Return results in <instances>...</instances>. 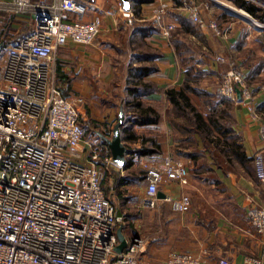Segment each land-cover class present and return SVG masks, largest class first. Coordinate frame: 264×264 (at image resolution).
Instances as JSON below:
<instances>
[{
	"label": "built area",
	"instance_id": "obj_1",
	"mask_svg": "<svg viewBox=\"0 0 264 264\" xmlns=\"http://www.w3.org/2000/svg\"><path fill=\"white\" fill-rule=\"evenodd\" d=\"M154 1L153 18L160 33L169 36L175 27L169 21L173 0ZM116 5L132 22L133 11L122 0ZM222 5L229 13L227 8L248 14ZM191 6L189 18L206 26L198 7ZM86 11V0H0V32L8 13L32 17V28L0 49V264H203L199 256L178 250L152 263L143 257L146 244L138 235L126 237L123 251L115 250L123 216L102 180L105 169L119 165L110 149L85 135V98L66 95L68 88L56 76L59 48L70 41L92 44L102 29V16L85 19ZM208 25L223 34L214 19ZM215 58L230 66L218 92L236 99L240 87L249 101L252 93L244 69L223 54ZM261 136L264 142V126ZM254 161L257 177L264 182V150L255 154ZM140 164L145 169L144 204L154 207L162 201L177 212L191 206L187 193L158 196L169 182L189 183L183 160L153 156ZM245 200L250 204L248 219L264 238V206L255 204L250 195ZM247 262L264 264V248L260 255L248 256Z\"/></svg>",
	"mask_w": 264,
	"mask_h": 264
},
{
	"label": "crops",
	"instance_id": "obj_2",
	"mask_svg": "<svg viewBox=\"0 0 264 264\" xmlns=\"http://www.w3.org/2000/svg\"><path fill=\"white\" fill-rule=\"evenodd\" d=\"M118 1L86 0L85 19L95 15L102 16L99 35L92 44L70 41L60 47L57 53L58 64L61 65L58 70L63 77V85L72 94L80 93L86 97V112L88 111L89 116L98 124V129H92V136L98 138V141L102 139L99 129L109 131L110 125L118 120L121 103L119 95L113 92V62L117 54L113 44L119 40L120 27L133 23L127 22V17L117 10ZM211 1L209 10L212 12L216 9L214 18L217 17L225 33L218 35L208 26L199 25L202 31H199L198 36L201 34L203 40L196 35L192 36L197 56L194 69L198 68L200 75L198 83L195 84L197 92L191 93V99L206 114L212 97L203 98L201 93L219 95L217 85L225 72L223 65L216 60V55L225 53L235 57L231 58L243 66L252 93V98L247 101L241 92V98L236 97L237 100L229 107L232 128L242 146L244 157L225 155L214 148V145L207 146L200 132L184 128V118L171 111V104L164 94V89L168 86L181 87L186 78V67L180 63L169 36L157 31L147 37L151 44L162 51V55L156 60L158 70L148 75L161 90L150 93L148 98L160 107L163 116L156 123L135 125L134 129L139 134L155 136L160 150L145 155L134 153L133 168L138 166L141 159L153 156L181 159L189 168V183L183 185L172 181L162 186V192L173 197L187 193L191 197V206L184 212H151L146 217L150 219L152 234L148 237L149 245L143 257L150 262H160L169 252L178 250L199 256L203 264H223L221 259L230 264H250L247 257L260 255L264 248L263 236L255 231L248 219L247 208L250 204L245 200L246 196L250 195L255 204L264 206V182L258 179L253 161L255 154L264 150L261 136V128L264 126V35L247 31L238 23L240 21L230 19L231 15L218 12L222 7L218 6L221 2ZM194 2L202 3L200 0H173L169 18L175 26L179 25L180 15L190 19L182 4ZM155 6L154 0L143 2L140 16L143 19H151ZM201 8L204 18L208 20L205 10L209 7ZM222 8L225 12L226 8ZM107 9L113 10L114 13L107 14ZM5 19V24H10L9 33L14 37L12 40L32 27V17L28 15L8 13ZM258 61L259 69L251 72L249 66ZM116 71L120 73L119 70ZM128 142L134 147L141 145L140 139ZM115 169L120 170L122 175H128L121 166H116ZM145 183V178L140 183L128 181L124 185L121 184L122 194H117L128 197L134 194L135 187L141 185L144 188L143 192L139 193V198H126L127 205H139L140 198L144 196ZM134 215L135 220L140 221L141 214ZM157 225L161 226L160 232L155 229ZM122 226L126 237L135 235L124 223Z\"/></svg>",
	"mask_w": 264,
	"mask_h": 264
},
{
	"label": "trees",
	"instance_id": "obj_3",
	"mask_svg": "<svg viewBox=\"0 0 264 264\" xmlns=\"http://www.w3.org/2000/svg\"><path fill=\"white\" fill-rule=\"evenodd\" d=\"M149 1L151 0H131V10L137 19L131 25L120 27L119 40L113 44L117 50L113 62L115 67L113 91L119 95L120 103L125 111L124 122L121 126V137L123 141H126L125 144L129 150L126 164L123 166L128 175H122L121 171L114 167L104 171L102 184L108 195L109 193L107 192L110 190L112 192V189L122 194L121 184L124 185L128 181L140 183L144 179L140 174V170L133 168L132 155L134 153L145 155L160 150L155 136L139 134L134 129L135 125L156 123L163 116L160 107L148 98L150 93L161 90L153 80L148 78V75L158 70L156 60L162 55L161 49L147 40V37L159 31V26L155 20L143 19L140 16L142 3ZM232 1L246 9L258 20L264 21V9L260 6L249 0ZM178 21L179 25L173 28L169 39L180 63L186 67L187 72L181 87L168 86L164 89V94L171 104L170 109L178 117L182 116L184 118V128L200 132L207 146L214 145V148L225 155L229 154L243 158L242 146L238 142L237 134L232 128L229 111V107L237 99H232L220 93H218L219 95H210L207 92H203L201 93L203 98L207 97L210 99L212 97L210 99L211 106L206 111V114L191 99V93L197 92L195 84L198 83L200 75L198 68L194 69V65L197 62V56L195 55L196 44L191 38L196 35L197 28L186 16L180 15ZM31 28H27V31ZM9 29L10 24L7 23L0 32V39L4 40V47L14 38L10 35ZM249 67L251 72H255V70L259 69L260 62L253 63ZM116 70H119L120 73H117ZM205 103L209 104L208 101ZM87 115L86 124L84 122L85 119L82 118L86 136L89 135L87 132L89 130L88 126L91 127V132L93 128L98 129L96 120L89 116L88 111ZM114 123L110 125L109 131L99 129L100 132L111 136ZM139 139L141 141L139 147H134L128 142H135ZM97 144L102 148L109 149L103 139H100Z\"/></svg>",
	"mask_w": 264,
	"mask_h": 264
},
{
	"label": "rangeland",
	"instance_id": "obj_4",
	"mask_svg": "<svg viewBox=\"0 0 264 264\" xmlns=\"http://www.w3.org/2000/svg\"><path fill=\"white\" fill-rule=\"evenodd\" d=\"M202 3L201 4H199V3H196V2H194V3H185V4H182V7L184 8V11L185 12H187L188 13V9L189 8H191L192 6L191 5H195V6H197L198 7V9H199V11H200V15L203 17V19L206 21V23H207V25L206 26H208L209 27V22H211V20H215L217 23H218V25L222 28V26L220 25V23H219V21L217 20V17H215L214 18V15H215V11H216V9H214V11H210L209 9H211V5H210V3L212 2L211 0H200ZM223 2V3H219V5L218 6H220V5H222V4H228L229 6H231V7H234V8H236V9H243L244 11H246V12H248L246 9H244L243 7H241V6H239V5H236L232 0H215L214 2ZM249 1H251V2H253V3H255L256 5H258V6H260L261 8H263L264 9V0H249ZM223 6H225V5H222V7ZM201 7H209V8H206L207 10H205L206 11V14H205V16H207V17H209V19L208 20H206L205 18H204V16H203V14H202V12H201ZM222 7H220L219 9H218V12H221L222 14H227L228 16L229 15H231V16H229L230 17V19H232V20H236V21H240V22H238V23H240L241 25H243L244 26V28L245 29H247V31H251L252 33H255V34H263L264 35V21H260V20H258L255 16H253L250 12H248V14H243V13H238V12H235V14H233V13H229V12H227L226 10H225V12H224V10H223V8ZM209 15V16H208ZM249 15V16H248ZM213 16V17H212ZM135 19H137L136 18V16L134 15V13H133V20H132V22H134L135 21ZM151 19H153V20H155L154 18H153V12H152V14H151ZM169 21H171V22H173V20H171L170 18H169ZM132 22H130V23H132ZM193 22V21H192ZM174 23V22H173ZM194 23V25L196 26V28H197V32H196V36H198V34H199V31L201 30L202 31V28L197 24V23H195V22H193ZM212 31H213V29L211 28V27H209ZM222 32H223V34L225 33V31H223V28H222ZM201 33V32H200ZM171 34H172V32H171ZM171 34L169 35V37L171 36ZM222 34V35H223ZM202 35H204V34H202ZM203 36H201V34L198 36V38H200V39H202L203 40V38H202ZM192 39H193V41H194V38L193 37H191ZM5 50V49H4ZM3 50V51H4ZM2 54H3V52H0V66H1V63H2ZM212 54L215 56V52L213 51L212 52ZM222 54H224V56L225 57H228V59L230 60V59H232L231 57H234V56H228V54H225V53H222ZM217 55H219V54H217ZM216 55V56H217ZM235 58V57H234ZM232 60H234L235 62H236V60L235 59H232ZM220 63V62H219ZM237 63V62H236ZM222 65H223V71H226L227 70V68H229L230 66L229 65H227V66H224V64H226V63H221ZM238 65V67H243V66H241L240 64H237ZM58 66H61L60 64H58V58H57V60H56V76H57V80L61 83V84H64V81L62 80V76L59 74L60 72H59V70H58ZM114 78V77H113ZM113 82V81H112ZM113 85H114V83H113ZM64 86V85H63ZM218 86L219 85H217V88H218ZM65 87V86H64ZM114 92V91H113ZM71 93V92H70ZM77 94H79V95H82V94H80V93H77ZM83 96V95H82ZM84 98H85V105H84V108H83V119H85L84 120V122H85V124L87 123L86 122V118H88V115H87V112H86V103H87V99H86V97L85 96H83ZM88 129L89 130H87V132H88V134L89 135H87L88 137H91L92 136V132L90 131V129H91V127H89L88 126ZM91 138H93L96 142H98V138H95V137H91ZM140 170V174H141V176L144 178V172H145V169H144V165L143 164H140V161H139V163H138V166H136L135 167V170ZM144 188V187H143ZM143 188H142V186L140 185V186H137V187H135L134 189H133V192H134V194L133 195H130V196H132L133 197V199H137V198H139V193L141 194V192H143ZM108 191H109V189H108ZM107 193H109V195H111V197H113V199L115 200V203H116V205H117V212H118V214L119 215H122L123 216V222H124V225H125V227L128 229V230H133L134 231V234L135 235H138V236H140L141 238H143L144 239V241H145V244H146V247H145V249L143 250V252L145 253L146 251H147V249H148V245H149V239H148V237H149V235H151L152 234V228L150 227V219L148 220L146 217L149 215V214H151V212H153V213H155V212H159V211H167V210H173L172 208H171V206L168 204V203H165V202H160L157 206H154V207H151V206H147L146 204H144L143 203V198H144V196L142 195V197L140 198V201H139V205H134L133 207L132 206H129V205H127V199L126 198H131L130 196H123V197H121V195H119V194H117V191L116 190H114V189H112V192H111V190L109 191V192H107ZM124 194H125V192H124ZM121 198H122V200H121ZM140 207L139 209L137 208V207ZM137 213H139V215L141 214V216H140V221H136L135 220V215L134 214H137ZM154 215V214H153ZM155 229H157V231H161V226L160 225H157L156 227H155ZM161 262V261H160ZM152 263H159V261L158 262H153L152 261Z\"/></svg>",
	"mask_w": 264,
	"mask_h": 264
},
{
	"label": "water",
	"instance_id": "obj_5",
	"mask_svg": "<svg viewBox=\"0 0 264 264\" xmlns=\"http://www.w3.org/2000/svg\"><path fill=\"white\" fill-rule=\"evenodd\" d=\"M123 2V6L125 8L130 9V0H122ZM227 10H229L230 12L234 13L233 10H231V8H227ZM235 14V13H234ZM3 40H0V49L3 46ZM236 92H237V97L241 98V90L239 87L236 88ZM66 95H69L70 92L68 90H65ZM124 118H125V111L123 108V105H120L119 108V112H118V120L116 121V123L114 124L113 130H112V134L111 136H107L105 134H103L102 132H99L101 138L107 143L111 153H112V159L113 161L123 167L126 164V157L128 154V147L125 144V142L122 140L121 137V126L124 122ZM159 197H164V193L162 191H159L158 193ZM122 224H120L117 228V236H118V244L115 246V250L117 252H121L124 250V248L126 247V236L122 231Z\"/></svg>",
	"mask_w": 264,
	"mask_h": 264
}]
</instances>
